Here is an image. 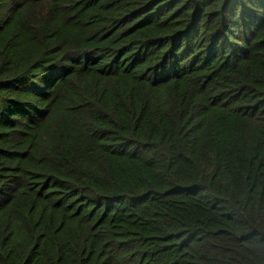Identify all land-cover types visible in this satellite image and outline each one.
I'll use <instances>...</instances> for the list:
<instances>
[{"label":"trees","instance_id":"trees-1","mask_svg":"<svg viewBox=\"0 0 264 264\" xmlns=\"http://www.w3.org/2000/svg\"><path fill=\"white\" fill-rule=\"evenodd\" d=\"M0 264H264V0H0Z\"/></svg>","mask_w":264,"mask_h":264}]
</instances>
